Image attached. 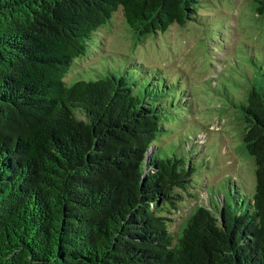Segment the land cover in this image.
I'll use <instances>...</instances> for the list:
<instances>
[{
	"label": "trees",
	"instance_id": "obj_1",
	"mask_svg": "<svg viewBox=\"0 0 264 264\" xmlns=\"http://www.w3.org/2000/svg\"><path fill=\"white\" fill-rule=\"evenodd\" d=\"M206 1L0 0V264H264V76L231 95L254 190L228 182L178 229L196 164L185 141L164 158L156 139L169 114L192 115L188 91L136 60L103 69L109 52L72 76L95 78L67 79L119 8L142 40L199 20Z\"/></svg>",
	"mask_w": 264,
	"mask_h": 264
},
{
	"label": "rangeland",
	"instance_id": "obj_2",
	"mask_svg": "<svg viewBox=\"0 0 264 264\" xmlns=\"http://www.w3.org/2000/svg\"><path fill=\"white\" fill-rule=\"evenodd\" d=\"M200 14L199 20L175 22L166 31L139 40L119 8L110 24L97 31L88 54L67 76L70 79L78 68L96 65L97 57L109 52L115 56L108 58L110 63L103 69L124 70L129 61L136 60L150 72L169 76L171 88L188 91L192 115L169 114L170 131L156 139L164 158L180 153L178 145L185 141L182 149L188 164L192 160L196 164L195 196L187 197L181 210L173 213L174 229L195 204L205 205L211 197L217 203L229 196L228 182L234 180V188L238 185L246 193L254 190L256 183L254 161L241 149L245 123L242 113L231 107V95L235 100L243 97L236 91L237 83L247 89L264 76V16L255 13L252 0L206 1ZM84 69L69 82L96 77ZM196 137L199 139L193 140ZM213 202L209 205L215 206Z\"/></svg>",
	"mask_w": 264,
	"mask_h": 264
}]
</instances>
